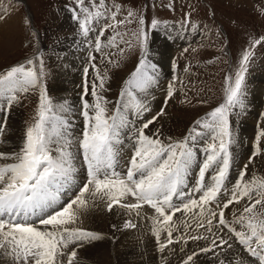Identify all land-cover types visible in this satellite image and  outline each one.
<instances>
[{
    "label": "snow or ice",
    "instance_id": "1",
    "mask_svg": "<svg viewBox=\"0 0 264 264\" xmlns=\"http://www.w3.org/2000/svg\"><path fill=\"white\" fill-rule=\"evenodd\" d=\"M75 4L76 8L72 9L73 19L78 21L80 33L85 38L94 31L92 25L99 23L102 17H107L111 21L99 29L95 39L97 52L103 50L101 37L107 29H116L135 20L137 25L135 31H114L108 38V46L117 48L123 54L124 48L119 47L117 40L131 48L134 46V39L140 58L135 69L124 81L120 99L115 102L108 101L97 91L95 80L91 83L92 90L89 93L87 80L89 68H84L85 85L81 97L84 128L80 137L73 136L71 121L58 114L68 109L63 104L54 103L47 94L44 83L47 73L40 56L26 59L0 71V113H4V121L0 123V137L7 130V115L11 107L21 102L20 95H27L36 89L39 95L38 105L32 120L26 123L18 151L10 154L0 152V159L12 161L0 164V255L10 257L14 264H29V260L33 261V264H55L56 257L63 255V249L75 244L76 247L68 254L67 260V264H75L78 248L83 247L85 243L103 238L96 232L72 226L78 219V210L86 207L90 200L105 198L109 211L113 210L114 205L129 212L138 209L141 203L150 205L158 216L162 217V228L168 230V245L173 243L170 222L173 221L174 214L182 210L189 213L197 207L200 211L193 214L195 227L206 228L207 232L216 236L213 232L212 218L217 213L206 205L216 202L218 195L222 191H227L225 183L229 179L233 160L231 148L235 143L230 115L235 108L245 107L243 100L246 95L245 78L252 51L243 53L234 76H225L223 102L204 117L197 119L182 139L161 138L159 129L150 136L145 130L158 116L163 115L164 110L161 109L157 116L136 127V122L150 111L147 103L139 100L137 95L154 84L157 79L156 65L148 58L149 30L145 27L143 15L136 10H130L123 20H117L119 5L113 4L108 7L105 0H99L98 3L92 0L90 7L85 6L86 0H75ZM160 23L153 18L151 30L157 29ZM261 42L262 40H255L250 47H255ZM94 60L95 57L90 54L89 62ZM92 67H96L94 63ZM185 71L188 69L185 68ZM106 75L105 73L104 76ZM96 79L100 80L99 89L103 90L104 77L97 72ZM177 82L183 83L179 77L169 83V98L173 96ZM89 94L94 98L92 103L85 98ZM112 103L115 104L114 109L109 108ZM261 138H264V130L259 132L257 140ZM202 141L204 146L201 148L199 145ZM2 142L0 140V143ZM129 145L131 157L125 165L126 171H119L124 149ZM200 153L203 154L202 160L199 158ZM257 154L259 150L249 158V163ZM80 157L87 170V182H82L83 187H80L75 199H70L57 210L64 193L73 187H79L76 181ZM197 164L199 171L196 185L185 192L188 177L193 166ZM247 168L246 164L233 185L231 198L220 208L218 226L221 230L227 227L239 243L245 246L248 253L257 258L259 264H264V178L257 180L253 177L246 180ZM210 170L214 174L206 182L205 177ZM193 192L203 194L196 200L191 196ZM129 195L135 197L137 203H121ZM244 198L250 203L243 209L238 219L234 218L229 222L225 218L224 209ZM174 199L180 200V204L174 203ZM166 209L170 210L169 213H166ZM205 219L207 224L204 223ZM36 221L46 226L45 230L34 226ZM230 224H240L246 230L237 231ZM47 226L52 227L48 229ZM123 227L129 229L136 225L128 220ZM189 227L190 225H185L186 230ZM153 231L159 239V230L154 228ZM200 238L207 240L208 236L188 237L191 240ZM217 239L219 244L216 243ZM221 245L232 248L223 236H216L209 247L200 248L198 252L194 251L188 255L184 264L193 261L199 252L207 253ZM159 247L163 250L166 244L162 243ZM221 264L224 262L221 261Z\"/></svg>",
    "mask_w": 264,
    "mask_h": 264
},
{
    "label": "rangeland",
    "instance_id": "2",
    "mask_svg": "<svg viewBox=\"0 0 264 264\" xmlns=\"http://www.w3.org/2000/svg\"><path fill=\"white\" fill-rule=\"evenodd\" d=\"M96 2L98 3L99 0ZM91 3L92 0H86L85 6L90 7ZM105 4L108 7L113 4L120 6L117 20H123L130 10L138 11L143 15L145 27L149 30L151 49L148 58L152 64L156 65L157 79L154 84L137 95L139 100L147 103L150 111L136 122V127H140L141 123L157 116L161 109L164 110L163 115L158 116L157 120L145 130V133L150 136L159 129L161 138L182 139L197 119L204 117L206 113L223 102L225 76H234L243 53L248 50L252 51L253 55L248 64L245 78L246 95L243 97L245 107L243 109L235 108L230 115V126L235 136V143L231 148L233 160L229 179L225 183L227 191H222L216 202L206 205L217 213L212 218L213 232L216 233V236H223L232 245V248L229 249L226 245H221L207 253L199 252L198 256L188 264H221V261L224 264H241V262L242 264H259L258 259L248 253L245 246L239 243L227 227L221 230L218 226V213L223 204L231 198L233 185L246 164L248 165L246 180H251L253 177L257 180L264 178V138L257 140L259 132L264 130V39H262L264 38V0H105ZM73 8H76L75 0H0V71L22 63L26 59H35L40 56L47 73L44 81L47 94L54 103L63 104L68 109L66 112L58 114L66 118L77 116L82 121L80 115L82 111L81 97L85 85L84 68H89L87 74L89 93L92 90L91 83L95 80L97 91L108 101L115 102L120 99V90L124 86V81L135 69L140 52L135 46L134 39V46L131 48L117 40L119 47L124 48L123 54L117 48L108 46V38L113 35L114 31H135L137 28L135 20L116 29H107L104 36L101 37L103 50L97 52L95 51V39L99 34V29L111 21L107 17H102L99 23L92 25L94 31L85 38L80 33L78 21L73 19ZM77 12H79L78 8ZM81 18H83L82 15ZM153 18L161 22L155 30H151ZM38 36L41 38L40 41ZM151 38H153V42H151ZM125 39H129V37H125ZM255 40H262V42L255 47H250ZM39 42L44 48L38 52ZM227 47L230 50V56ZM167 51L168 56L166 55ZM106 53L110 55L106 56ZM90 54L95 57L91 63L89 62ZM173 62H175V67H173ZM93 63L95 68L92 67ZM185 68L188 69L187 72ZM97 72L101 77H104L103 90L99 89L100 80L96 79ZM65 76L71 79L70 86L75 92L74 99L57 97L55 87L62 83ZM176 77H179L183 83H176V90L169 98L168 85ZM85 98L89 103L94 100L90 94ZM166 98L167 103H165ZM20 101L19 104L11 107L8 115H19L22 121L20 132L24 135L26 123L32 120L38 105V89L27 95L21 94ZM109 108L114 109L115 104H110ZM0 117V123H3L4 113H0ZM75 124L76 122L72 124L71 131L74 130ZM81 125L82 128L78 126L77 129L80 128L83 132V123ZM78 132L80 131L78 130ZM73 136L76 137L75 134ZM125 143L128 142L125 141ZM203 146L204 141L199 147ZM19 147L20 145L11 151H18ZM124 150L120 165L126 171L125 165L131 157L130 145ZM257 150H259V154L255 155L252 162L249 163V158L253 157V153ZM81 158L78 161L79 166L83 164ZM199 158L203 159L202 153ZM198 171L197 164L195 167L193 166L191 175L188 177L186 189H192L196 185ZM213 174L210 170L209 177L206 176L205 181L210 180ZM78 175L79 183L86 180L83 167L80 168ZM76 188L75 195L79 194L80 190V187ZM192 194L195 196L194 199L199 200L203 193L193 192ZM125 198L126 203H137L136 198L131 195ZM99 200H90L86 207L80 208L81 210L78 211L88 221L94 217L99 218L101 210L98 209L95 202ZM249 203L247 198L242 199L239 203L233 202L227 209H224L225 218L229 222L234 218L238 219ZM136 210V214L144 215L140 229L148 232V235L155 240V252H153L157 254L156 259L159 260V264H184L188 255L194 251L198 252L200 248L209 247L211 241L216 239V236L207 232L206 228L195 227L193 214L199 213L198 207L189 213L182 210L174 214L173 221L170 222L173 239V243L170 245L167 244L168 230L162 228V217H159L151 206L144 203H141V206ZM169 211L166 209V213ZM143 222L146 223L144 226ZM204 223L207 224L206 219ZM186 224L190 225L187 230ZM230 226L237 231L246 230L240 224H230ZM90 228L89 231L93 230L100 235L103 233L100 228H96L97 230ZM153 228L159 230V239L154 234ZM201 235H207L208 239H188L190 236ZM177 237L184 238L177 240ZM99 241L101 239L85 243L84 247L88 245L87 247L95 249ZM162 243L166 244V247L160 250L159 245ZM216 243L219 244L218 239ZM101 246L103 249L99 256L102 262L98 264H115V259L112 260L111 253L104 248L105 245ZM253 246H255V239H253ZM75 247V244H70L66 249H63V254L66 255V250L70 252ZM81 248L83 247L78 249ZM141 250L142 248L138 249L137 253L145 252V250ZM142 257L144 256L136 258L140 260ZM31 262L29 260V264H33Z\"/></svg>",
    "mask_w": 264,
    "mask_h": 264
},
{
    "label": "bare ground",
    "instance_id": "3",
    "mask_svg": "<svg viewBox=\"0 0 264 264\" xmlns=\"http://www.w3.org/2000/svg\"><path fill=\"white\" fill-rule=\"evenodd\" d=\"M0 44H1V39H0ZM39 45H40L39 48L42 47L41 42L39 43ZM163 51H164V49H163ZM70 84H71V79L68 78L67 76H65L62 80V83L58 84V87H55L57 89L56 93H57L58 98L74 99L75 92L71 88L72 86H70ZM76 117L77 116H68L67 119H69L71 121V124H74V122H76L75 128L72 131V134H75V136L78 137L81 135L80 133H82L80 128H82L81 124L84 121L83 120L81 121L79 119V117H77V118ZM0 119H1V117H0ZM21 124H22V121H21V118L19 117V115H17V116L13 115V114L8 115L7 130L5 131L3 136L0 138V140L3 141L2 143H0V151L1 152L8 153V154L13 153V151H11V150L15 149L16 147L21 145L23 137H24V135L20 132L22 130ZM78 126L80 127L79 129H77ZM78 130L80 132H78ZM0 162L5 164V163H11L12 161L3 159ZM77 166L79 168L78 174H80V168L83 166H79V164ZM72 190L76 192L77 188L73 187ZM62 199H63V197H62ZM69 199H71V198H69ZM125 199L126 198H124L121 201V203L122 202L126 203ZM99 201L98 202L95 201L96 206L98 207V209L101 210L99 218L98 217L95 218L94 217L95 215H91L94 218L90 219L91 218V216H90V218H89L90 220L88 221L86 219V217L78 211V219L76 221V224L72 225V226L81 227L85 230H88V229L91 230L90 227H92V229H96V228L99 229L100 228L101 231L103 232L101 234V236L103 238L101 239V241H99V243H97V245H96L97 248H95V249H93L94 248L93 246H92L93 248L87 247L88 245L85 247L83 246V248H81V249H77V256L75 258V264H98V263L102 262L100 260V256H99V253H101V251H102L101 249H103L101 245H105L104 248H106L107 251L111 253L112 260L114 261V259H115V264H159L160 263L159 260L156 259L157 254L154 253L155 252L154 251L155 240L151 236L148 235V232L146 233L145 231L140 229V225H142V218L144 215L143 214H140V215L136 214L137 210L136 211L132 210L131 212H129L127 209L122 208V207H121V209H118V207H120L118 205H114L113 210L109 211L107 208V203H108L107 199L105 198L104 200H99ZM91 211H90V213H91ZM149 213H151V212H149ZM85 215H87V214H85ZM128 220H130L133 224L136 221L135 225L137 228L134 227V228L125 229L123 227V225H124L125 221H128ZM139 221H141V222H139ZM144 222H143V226H144V224H146ZM113 225H115V227H113ZM35 226L38 227L40 230H45V227H46L44 225H35ZM51 227L52 226H47L48 229H51ZM146 229H148V228L146 227ZM151 230H152V227H151ZM140 248H142L141 251L145 250V252L137 253V250ZM71 251L68 252L66 250V255L65 254L58 255L56 257L55 264H67L68 254L71 253ZM142 255L144 257H142L140 260L138 258H136V257L142 256ZM128 259H130V260H128ZM0 264H14V262L10 257L5 256V255H0ZM111 264H113V263H111Z\"/></svg>",
    "mask_w": 264,
    "mask_h": 264
}]
</instances>
